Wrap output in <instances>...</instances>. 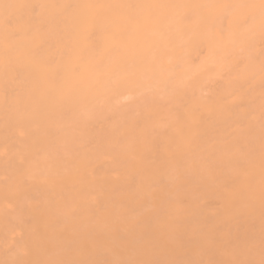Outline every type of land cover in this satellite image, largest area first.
Wrapping results in <instances>:
<instances>
[{
	"label": "bare ground",
	"instance_id": "bare-ground-1",
	"mask_svg": "<svg viewBox=\"0 0 264 264\" xmlns=\"http://www.w3.org/2000/svg\"><path fill=\"white\" fill-rule=\"evenodd\" d=\"M0 264H264V0H0Z\"/></svg>",
	"mask_w": 264,
	"mask_h": 264
}]
</instances>
